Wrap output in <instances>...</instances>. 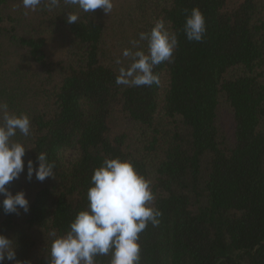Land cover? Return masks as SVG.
Listing matches in <instances>:
<instances>
[{"label":"trees","instance_id":"1","mask_svg":"<svg viewBox=\"0 0 264 264\" xmlns=\"http://www.w3.org/2000/svg\"><path fill=\"white\" fill-rule=\"evenodd\" d=\"M115 3L105 15L0 0V103L31 120V135L15 137L28 148L25 170L6 186L25 193L29 211L0 208V235L16 260L47 264L49 231L67 229L87 206L93 168L119 156L151 181L162 213L139 234L140 264H264V0H136L124 12L131 39L163 19L179 41L150 87L115 83L131 47ZM193 7L202 42L183 32ZM39 152L55 164L43 182L26 177Z\"/></svg>","mask_w":264,"mask_h":264},{"label":"clouds","instance_id":"2","mask_svg":"<svg viewBox=\"0 0 264 264\" xmlns=\"http://www.w3.org/2000/svg\"><path fill=\"white\" fill-rule=\"evenodd\" d=\"M21 3L28 11H36L42 4L51 10L61 3L84 13L101 9L105 15L114 8V0H21ZM185 13L183 32L186 39L202 42L206 32L203 13L198 7L190 12L185 9ZM65 19L69 25L76 24L79 15L67 11ZM129 43L131 47L121 52L127 65L123 66L120 58L116 60L121 66L115 83L126 87L158 85L159 77L153 69L164 62H174L179 44L176 31L167 28L163 19H157L149 31L140 32L138 39ZM18 133L23 137L31 135L30 117L23 112L10 111L6 103H0V208L5 214L19 215L20 210L25 214L29 211L25 193L13 194L6 187L25 170L22 158L28 148L15 139ZM36 160V167L31 159L27 160V179L31 180L33 174L41 182L54 177L55 164L48 159L47 153H37ZM86 200L87 206L76 212L64 232L49 231L47 264H98V256H108V264H140L139 234L149 224L158 226L162 215L153 206L155 195L151 181L140 174L130 160L105 157L92 170ZM5 260L29 264L16 260L13 241L0 235V264Z\"/></svg>","mask_w":264,"mask_h":264},{"label":"rangeland","instance_id":"3","mask_svg":"<svg viewBox=\"0 0 264 264\" xmlns=\"http://www.w3.org/2000/svg\"><path fill=\"white\" fill-rule=\"evenodd\" d=\"M136 0H116V3H115V12H116V17L117 19H120L122 17H126V21L124 22V25H126L127 27V31L126 33L124 34V36L128 37L127 40H125V43L126 45L128 44L129 46H131V44L129 43V41L131 40H135V39H138L137 36H135L133 39H131V37L133 36V31L131 29V22L129 20V14H124V12L126 10H128L130 7H132L133 3H135ZM134 8V7H132ZM73 153L72 152H66L65 153V160H69L71 157H72Z\"/></svg>","mask_w":264,"mask_h":264}]
</instances>
